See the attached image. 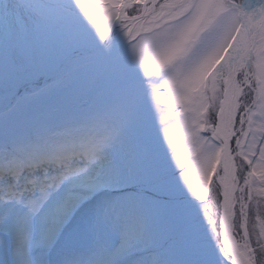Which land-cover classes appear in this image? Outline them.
<instances>
[{"label": "snow or ice", "instance_id": "obj_1", "mask_svg": "<svg viewBox=\"0 0 264 264\" xmlns=\"http://www.w3.org/2000/svg\"><path fill=\"white\" fill-rule=\"evenodd\" d=\"M0 264H264V0H0Z\"/></svg>", "mask_w": 264, "mask_h": 264}, {"label": "rangeland", "instance_id": "obj_2", "mask_svg": "<svg viewBox=\"0 0 264 264\" xmlns=\"http://www.w3.org/2000/svg\"><path fill=\"white\" fill-rule=\"evenodd\" d=\"M160 3L165 2V0H159ZM42 84V81L40 82ZM156 114V124L159 128V136L161 139L160 151L162 155L170 156L172 159V163L175 166L174 171L179 172V165L176 163V157L179 156L181 160H183V153L188 150V146L179 141H176L174 138L175 148L167 143V138L164 136L165 127L169 126L168 121L172 119L171 114L168 110L167 105L161 101L158 106L155 107ZM164 149H168L167 153H164ZM130 192H140L143 195L160 200V201H168L170 197L162 192L154 190L153 186L149 183H145L141 186H130L128 189ZM159 193V194H158ZM212 211L215 212V209L212 208Z\"/></svg>", "mask_w": 264, "mask_h": 264}]
</instances>
